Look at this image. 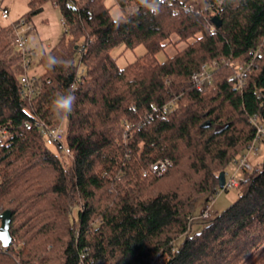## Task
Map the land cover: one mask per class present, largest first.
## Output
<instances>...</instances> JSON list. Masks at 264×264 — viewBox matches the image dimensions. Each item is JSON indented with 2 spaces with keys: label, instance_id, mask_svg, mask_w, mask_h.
<instances>
[{
  "label": "trees",
  "instance_id": "obj_1",
  "mask_svg": "<svg viewBox=\"0 0 264 264\" xmlns=\"http://www.w3.org/2000/svg\"><path fill=\"white\" fill-rule=\"evenodd\" d=\"M115 1L118 19L104 0L29 1L27 22L52 3L64 27L31 94L28 56L14 27L0 28V212H12L13 236L0 264H264V161L245 171L229 208L189 234L195 200L222 190L220 172L256 140L253 118L264 122V0H193L188 11L190 0ZM172 35L194 40L161 62ZM120 45L146 52L121 68ZM233 62L253 64L241 88ZM204 66L211 79L200 88ZM73 85L75 105L60 118L52 101ZM65 120L71 156L43 133ZM160 159L169 169L144 176Z\"/></svg>",
  "mask_w": 264,
  "mask_h": 264
},
{
  "label": "rangeland",
  "instance_id": "obj_2",
  "mask_svg": "<svg viewBox=\"0 0 264 264\" xmlns=\"http://www.w3.org/2000/svg\"><path fill=\"white\" fill-rule=\"evenodd\" d=\"M2 1V7L5 6L9 10V18L4 19L2 18V9H0V28L1 27H9L13 24L16 25L18 22L25 20L27 13L29 12V1L30 0H0ZM105 5L110 10V15L113 19H118L122 16V10L118 6L115 0H104ZM191 3V4H190ZM189 5L195 8L197 3H195L193 0H190L188 2ZM57 24L61 27L62 34H64V27L62 26V17L60 14V11L57 9ZM28 24V23H27ZM26 24V27H27ZM48 24L52 25V19L51 21H48ZM29 25H32L31 22H29ZM33 26V25H32ZM14 27V26H12ZM13 29V28H11ZM13 33L15 35V28L13 29ZM28 36V43L27 48L31 51H33V54L28 56L27 59H30V68L27 70V76H29L30 79L39 77L43 72V67L39 64L41 57L43 56V47L42 46H48L50 44L51 39L42 40L40 39L38 33L32 30L26 31ZM13 35V36H14ZM66 37H70L69 34L66 35ZM194 39H190L189 41H180L177 35H172L169 41H166V48L165 50L161 51L157 55V59L159 61H165L170 56L175 55L177 52L183 50L188 46L189 43H191ZM84 40L79 39L78 43H82ZM146 52V48L144 45H139L138 47L134 49L126 48L125 45H120L119 47L112 50V56L116 58L117 64L119 67L124 68L128 64L134 62L141 56H143ZM76 62L78 64V73L80 75L86 74V67L80 62V53L78 52L76 54ZM242 65L240 62H233L231 64L232 67L237 68L238 66ZM212 66V64H211ZM67 120L63 121L61 126L62 128L67 127ZM257 147L259 148L257 152H251L249 154V163L251 165V168L247 169L249 172L255 170L256 168H260L263 161H264V143H258ZM245 153V152H244ZM246 171V170H245ZM244 170H238V167L235 162L230 164L228 168L226 169V176L227 179L230 180L232 177L236 179L237 181L241 180L244 177L245 174ZM241 193V190L236 187L232 186L229 187L227 191L221 190L213 200L210 202H206V196L199 197L195 200L193 205V224L192 228L189 232L190 235H194L198 232H200L204 226V222L207 218L215 217L221 213H223L227 208H229L239 197ZM8 206V205H7ZM2 206L0 207V209ZM208 211L209 217L204 218V213ZM1 215V212H0ZM185 239L184 236L180 237L177 240V244H180ZM162 261V257L156 256L151 260V264H159Z\"/></svg>",
  "mask_w": 264,
  "mask_h": 264
},
{
  "label": "built area",
  "instance_id": "obj_3",
  "mask_svg": "<svg viewBox=\"0 0 264 264\" xmlns=\"http://www.w3.org/2000/svg\"><path fill=\"white\" fill-rule=\"evenodd\" d=\"M159 1H165V0H159ZM192 8L193 7L191 5H187V4L183 6V9L186 11L191 10ZM0 9H2V17L8 18L9 17V10L7 8L2 7L1 1H0ZM26 24H27V27H26ZM62 24H63V21H62ZM14 28H15L16 45L25 54L26 57L30 56L32 53L27 48L28 36H27V33H25V32L32 30V25H29V22H27L25 19V20L18 22L14 26ZM30 65H31L30 59L28 60L26 58L25 62H24L25 69L28 70L30 68ZM252 66H253V64L251 63L247 66L242 64V65L237 67L236 87L241 88L244 85L245 79L247 78L249 71H250ZM215 67H217L216 62L213 63L212 66H210V68H215ZM210 68L204 66L203 70L201 72L194 74L193 77H194V80H195L198 87L206 88L208 86L209 79H211ZM22 82L24 83V85L29 87V89H30L29 94H31L32 93L31 84H30L29 77L27 75H24L22 77ZM253 122L257 126V129H258L257 137H256L255 142L252 145H250L249 148L246 150V152L235 162L237 167H238V170L241 169V170L245 171V170L251 168V165L248 161L249 160V154L253 151L254 152L258 151V149H259L257 147L258 143H262V142L264 143V122L259 120L258 117H254ZM43 133L45 135L46 142L49 146L63 151L68 156L72 155L71 149L65 144L66 134H65L64 128H62V127L44 128ZM171 164L172 163L169 159H160V160L156 161L155 163H153L149 170L144 171V176H148L151 173H153V174L156 173L158 175H162L164 172H166L169 169ZM238 184H239V181H237L233 177L230 180L226 179L225 186L222 190L228 189L229 187H232V186L237 187ZM204 215H205L204 218L209 217V212L206 211L204 213ZM0 247L4 248L1 241H0Z\"/></svg>",
  "mask_w": 264,
  "mask_h": 264
},
{
  "label": "crops",
  "instance_id": "obj_4",
  "mask_svg": "<svg viewBox=\"0 0 264 264\" xmlns=\"http://www.w3.org/2000/svg\"><path fill=\"white\" fill-rule=\"evenodd\" d=\"M4 8H7V7L5 6ZM57 9L58 8L54 6L52 3H47L44 6L43 12L37 16H34L30 21L33 25L32 31L33 32L36 31L38 33L41 41L47 40L49 38L51 39V42L50 44H48V46H42L43 55L49 52L63 36L61 27L59 25H56L57 24L56 18L58 15ZM4 19H7V18H4ZM51 19H52V25L48 24V21L49 20L51 21ZM12 26H15V25L13 24ZM31 53L33 54V51H31Z\"/></svg>",
  "mask_w": 264,
  "mask_h": 264
},
{
  "label": "clouds",
  "instance_id": "obj_5",
  "mask_svg": "<svg viewBox=\"0 0 264 264\" xmlns=\"http://www.w3.org/2000/svg\"><path fill=\"white\" fill-rule=\"evenodd\" d=\"M48 62L51 66H55L57 63L55 58H49ZM75 91L76 89L73 85L70 86L69 90L56 94L55 98L52 101V111L56 116L63 118L64 116L72 112L76 102Z\"/></svg>",
  "mask_w": 264,
  "mask_h": 264
},
{
  "label": "water",
  "instance_id": "obj_6",
  "mask_svg": "<svg viewBox=\"0 0 264 264\" xmlns=\"http://www.w3.org/2000/svg\"><path fill=\"white\" fill-rule=\"evenodd\" d=\"M213 22L217 27H220L222 21L218 17L213 18ZM226 183V173L224 171L219 174V187L224 188ZM0 241L4 247H8L13 242V236L11 234V221H12V212L10 210L4 211L0 215Z\"/></svg>",
  "mask_w": 264,
  "mask_h": 264
}]
</instances>
